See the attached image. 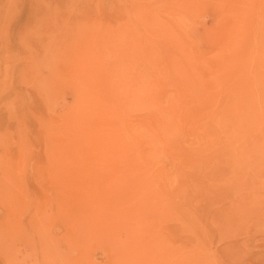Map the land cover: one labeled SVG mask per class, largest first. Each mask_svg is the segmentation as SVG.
Here are the masks:
<instances>
[{"label": "rangeland", "instance_id": "1", "mask_svg": "<svg viewBox=\"0 0 264 264\" xmlns=\"http://www.w3.org/2000/svg\"><path fill=\"white\" fill-rule=\"evenodd\" d=\"M0 264H264V0H0Z\"/></svg>", "mask_w": 264, "mask_h": 264}, {"label": "bare ground", "instance_id": "2", "mask_svg": "<svg viewBox=\"0 0 264 264\" xmlns=\"http://www.w3.org/2000/svg\"><path fill=\"white\" fill-rule=\"evenodd\" d=\"M175 100H176V99H175ZM175 100H174V101H175ZM174 101H173V100H170V101H169L172 110L176 109V104H175L174 109H173V107H172V104L175 103ZM166 102H167V101H166ZM166 102H165V104H164V103H163V104L166 105ZM172 102H173V103H172ZM167 103H168V102H167ZM171 103H172V104H171ZM164 105H162V107H164ZM170 105L168 106L169 108H170ZM173 105H174V104H173ZM160 106H161V105H160ZM159 109H160V108H159ZM165 109H166V107H165ZM178 109H179V107H177V110H178ZM160 110H161V109H160ZM160 110H158V111H160ZM162 110H163V111H166V110H164V109H162ZM169 110H170V109H169ZM163 111H160L161 114H163V113H162ZM180 111H182V110H180ZM170 112H171V113H170ZM170 112H169V113H170L169 115H173V112H175V110H174L173 112L170 110ZM158 113H159V112H158ZM158 113H157V114H158ZM167 113H168V112H167ZM167 113L164 112L165 117L163 116L164 114L161 115V116H163V118H164L163 121L165 120V121H169V122L171 121V122H172L173 120H171V116H169ZM178 113H180V115H181V112H178ZM157 114H156V115H157ZM175 114H176V113H174V115H175ZM156 115H155V116H156ZM159 115H160V113H159ZM167 115H168L170 118H168V117L166 118ZM174 115H173V116H174ZM173 116H172V117H173ZM174 117H175V116H174ZM160 118H162V117L157 116V121H158L157 124H158L159 127H160L159 130H160L161 132H163L162 135H165V133H167V136H168V134H169L168 132H169V131L167 132L166 130L168 129L169 124H168V126H167V124H165L166 122L164 123L163 121H159ZM165 118H166L167 120H166ZM169 119H170V120H169ZM172 119H173V118H172ZM175 119H176V118H175ZM177 119H179V118H177ZM212 120H213V124H212L211 127H213L214 129H218V125H219V123H220L222 120L219 119L218 116H215ZM176 121H177V123L180 122V121H178V120H176ZM173 124H175V123H173ZM170 125L173 126L172 124H170ZM178 125L181 126V122H180ZM166 126H167V129L165 130V127H166ZM169 129H170V127H169ZM174 129H175V128H174ZM174 129H171V133H172V134L175 133V132L177 131V129H176V130H174ZM178 129H179V128H178ZM164 130H165V132H164ZM173 130H174V132H173ZM161 132H160V133H161ZM171 133H170V134H171ZM172 134H171V135H172ZM166 147H167V143H166ZM168 147H170V146L168 145Z\"/></svg>", "mask_w": 264, "mask_h": 264}]
</instances>
